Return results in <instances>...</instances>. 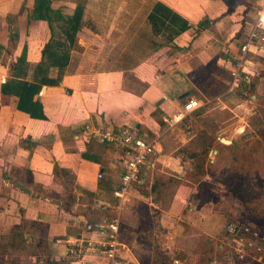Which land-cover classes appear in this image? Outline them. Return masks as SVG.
Masks as SVG:
<instances>
[{
	"label": "crops",
	"instance_id": "0c3cea01",
	"mask_svg": "<svg viewBox=\"0 0 264 264\" xmlns=\"http://www.w3.org/2000/svg\"><path fill=\"white\" fill-rule=\"evenodd\" d=\"M78 2L84 8L68 62L58 83L33 97L44 114L33 118L3 85L34 81L44 47L63 41L58 26ZM263 2L51 0V20H42L30 17L34 0H0V264L16 242L33 249L20 264H107L93 254L74 260L56 240L97 238L115 215L122 264L231 263L223 236L230 211L213 188L224 184L209 171L215 154L193 178V161L177 150L204 130L218 152L248 129L264 97V42L245 56L244 68L257 74L255 100L233 88L230 69ZM157 3L184 20V30L170 31ZM57 74L49 68V77ZM190 98L201 107L184 115ZM101 125L133 127L154 141V155L121 198L122 151L91 137ZM201 182L211 188L207 197Z\"/></svg>",
	"mask_w": 264,
	"mask_h": 264
},
{
	"label": "trees",
	"instance_id": "16d2710c",
	"mask_svg": "<svg viewBox=\"0 0 264 264\" xmlns=\"http://www.w3.org/2000/svg\"><path fill=\"white\" fill-rule=\"evenodd\" d=\"M51 0H34L33 8L31 10V18L51 20L49 15ZM84 1V0H78ZM239 1V0H234ZM84 4L78 2L74 8L72 14L68 15L63 22L60 23L59 30L63 34V41H50L44 47L42 52V60L35 66L33 74V80L18 81L12 86L8 84L3 85V90L15 89L14 95H17L18 108L33 118H44L42 112V105L39 101L33 99L40 91L42 85L57 84L62 72V69L66 66L69 58V49L73 46L75 36L81 25V17L83 13ZM155 10L159 12L161 18L166 20L170 26V31L179 34L186 27V22L181 20L179 16H175L172 11L161 3L155 5ZM152 26L158 29V25L155 21H152ZM177 26V28L175 27ZM168 27V26H167ZM166 27V28H167ZM25 53L23 52L18 59V63L24 62ZM57 66L58 74L56 78L48 76V70L50 67ZM255 86V85H254ZM255 88V87H254ZM257 108L255 113L251 116V126L253 134L248 129L237 139H235L230 145H221V148L215 154L214 164L210 165L209 171L217 176L219 182L225 186H231L236 179H240V186L237 191V196L242 197L244 201L245 213L244 216L253 214L255 211L249 207V204H256V196L252 195L251 190H257L260 192L259 184H262L264 180L259 181L258 187L256 181L264 177V169L261 167L264 160V119L260 116V109ZM215 138L206 133L204 130H198L194 132L186 143L179 146L177 153L186 156L193 161L192 169L195 170L193 178L197 174L206 173V163H208V156L212 150H214ZM261 147L260 151L259 147ZM217 165H225L228 168L225 170L221 177L217 174ZM200 186L206 188L207 185L203 182ZM255 187V188H254ZM203 191V190H202ZM248 212V214H247ZM228 213V212H227ZM263 214L262 212H260ZM18 236V235H17ZM234 264H257L255 262L248 261L249 259H239L233 257ZM158 264H169L164 260L156 258Z\"/></svg>",
	"mask_w": 264,
	"mask_h": 264
},
{
	"label": "built area",
	"instance_id": "2783aa9c",
	"mask_svg": "<svg viewBox=\"0 0 264 264\" xmlns=\"http://www.w3.org/2000/svg\"><path fill=\"white\" fill-rule=\"evenodd\" d=\"M255 41L264 42V2L256 10L250 32L246 40L240 45V56L235 60L230 76L232 86L238 89L244 96H249L255 100V94L250 93L255 85L257 74L244 68L246 53ZM201 105L197 99L190 98L182 106L181 113L188 114ZM92 138L99 140L122 151L121 184L115 192L118 197H123L131 182L137 180L142 167L149 161L155 153L154 141L140 137L133 127L101 125L90 130ZM98 174V177H101ZM102 208L106 205L102 204ZM120 217L115 215L108 219L106 229L100 231L97 238L57 239L62 242L67 253L73 259L83 258L87 254L96 255L104 259L107 264H122L120 259L119 242ZM228 257L234 264L233 257L239 259H249L257 264H264V232L257 227L245 222L228 220L223 233ZM82 264H85L83 261Z\"/></svg>",
	"mask_w": 264,
	"mask_h": 264
},
{
	"label": "rangeland",
	"instance_id": "374dc122",
	"mask_svg": "<svg viewBox=\"0 0 264 264\" xmlns=\"http://www.w3.org/2000/svg\"><path fill=\"white\" fill-rule=\"evenodd\" d=\"M264 94V91H263ZM262 98V100L260 99ZM258 101H256V103H254L255 108H259L260 109V116L264 119V97H260ZM259 103V104H258ZM251 122V116H249L247 118V123L250 124ZM253 128L251 126H248V131L250 133L253 134ZM223 136V135H222ZM264 145V144H262ZM262 146L259 147V150L261 149ZM263 148V147H262ZM215 159V156L213 154H211L209 157H211ZM264 158V157H263ZM217 174L218 177H221L223 175V173L225 172V170L228 168L225 165H217ZM264 169V160H263V165L261 166ZM264 180V177L259 180L256 181V186L258 187V183L259 181ZM221 183V182H219ZM222 184V183H221ZM223 185V184H222ZM260 187L263 188V190H261V188H259L260 192H258L257 190H251L252 195L256 196V204L250 203L249 207L254 210L255 212L251 215H248V217L244 216L245 211V207L244 206V201L242 200V197L237 196V191L238 188L240 186V179H236L235 182L227 187V186H221L220 184H213V188L214 190H216L217 192L220 191V194L224 196V198H222L223 200L220 202V204H218V206H221V203L223 205L224 208H228V210L230 212H228L227 214V220H236V221H241V222H245L248 223L250 225H253L255 227H257L258 229H260L261 231L264 232V181L262 184H259ZM212 186V185H211ZM208 187V186H207ZM203 188V191H200L205 197H207V193L209 192V190H211V188ZM255 188V187H254ZM210 196V194H209ZM177 209L179 210V208L177 207ZM260 212H262L263 214H261ZM248 214V212H247ZM155 217H157V215H155ZM157 239V237H156ZM32 248L28 246V244L23 243V244H14L10 247V251L8 252V258H9V262H7L6 264H20L19 261H22V259H19V255H23L25 256L26 254L32 252ZM217 255H220L217 252ZM43 259V258H42ZM202 260H207L206 257H202ZM200 260V258L198 259V261ZM24 264H27L26 262H24ZM39 264H41L39 262ZM142 264H150L147 261H144ZM231 264V263H229Z\"/></svg>",
	"mask_w": 264,
	"mask_h": 264
},
{
	"label": "water",
	"instance_id": "95a60500",
	"mask_svg": "<svg viewBox=\"0 0 264 264\" xmlns=\"http://www.w3.org/2000/svg\"><path fill=\"white\" fill-rule=\"evenodd\" d=\"M220 141L224 144H230L231 143V140L230 139H227V138H220ZM213 153L216 154L217 153V150H213Z\"/></svg>",
	"mask_w": 264,
	"mask_h": 264
}]
</instances>
